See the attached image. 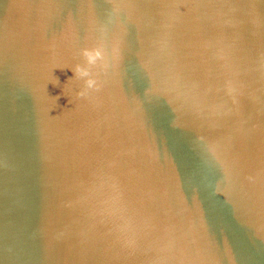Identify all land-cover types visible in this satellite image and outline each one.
<instances>
[{"label": "water", "instance_id": "1", "mask_svg": "<svg viewBox=\"0 0 264 264\" xmlns=\"http://www.w3.org/2000/svg\"><path fill=\"white\" fill-rule=\"evenodd\" d=\"M0 264H264V0H0Z\"/></svg>", "mask_w": 264, "mask_h": 264}]
</instances>
